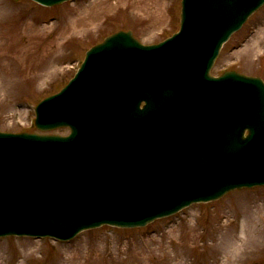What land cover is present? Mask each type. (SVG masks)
I'll return each instance as SVG.
<instances>
[{
	"label": "water",
	"instance_id": "obj_1",
	"mask_svg": "<svg viewBox=\"0 0 264 264\" xmlns=\"http://www.w3.org/2000/svg\"><path fill=\"white\" fill-rule=\"evenodd\" d=\"M263 5L182 0L180 32L165 42L119 32L92 48L75 80L37 107L39 129L71 136L0 133V237L141 227L264 185V83L209 75Z\"/></svg>",
	"mask_w": 264,
	"mask_h": 264
},
{
	"label": "rangeland",
	"instance_id": "obj_2",
	"mask_svg": "<svg viewBox=\"0 0 264 264\" xmlns=\"http://www.w3.org/2000/svg\"><path fill=\"white\" fill-rule=\"evenodd\" d=\"M140 1L72 0L50 8L32 0H0V131H30L34 107L60 91L74 77L77 62L107 36L132 31L142 44L154 45L179 30L181 0H159L163 19L153 16V5L149 16L136 10ZM98 4L104 11L93 27L61 34L72 19L87 17ZM229 70L264 80V6L224 45L211 75ZM47 134L68 135L69 130ZM262 217L264 187L244 188L144 228L103 226L69 242L0 238V264H264ZM246 228L253 234L243 238ZM174 240L184 244L186 258ZM173 255L177 260L169 261Z\"/></svg>",
	"mask_w": 264,
	"mask_h": 264
},
{
	"label": "bare ground",
	"instance_id": "obj_3",
	"mask_svg": "<svg viewBox=\"0 0 264 264\" xmlns=\"http://www.w3.org/2000/svg\"><path fill=\"white\" fill-rule=\"evenodd\" d=\"M117 3V2H116ZM150 5H153L154 6V9L156 11V15H155V12H154V17H157V19H163V12H162V6L161 5V2H159V0H141L140 3L138 4V6H136V10L138 11H141V12H144L145 15H150L152 12L150 11ZM93 10L90 11L88 13V16L86 17H82V18H74L72 19L70 22H69V26L68 28H66L65 30H63V32L61 33L62 35H65L67 33H69V35L73 33H75L76 31H79V30H82L84 28H88V26H92L95 24V21L97 20V18L99 17V15L104 11L102 9H99V4L98 5H95L94 8H92ZM150 11V12H148ZM152 15V14H151ZM262 219H264L262 217ZM231 225V224H229ZM227 233V232H226ZM244 233V237L243 238H247L248 234H253L251 232H249V230L246 228V230L244 229L243 231ZM222 239H224V242H226L227 240V234H222ZM156 241V240H155ZM243 242L245 243L246 240L243 239ZM174 243L176 244V247L177 249L182 253L183 255V258H186L187 257V254H185V252L183 253L181 251V248L184 246V244L182 242H176L174 240ZM197 246L194 244V246H191L190 248H196ZM185 250V249H184ZM239 250V249H238ZM231 256H234L231 254ZM178 257H175L174 255L173 256H169V261L171 260H177ZM177 263L176 264H179L178 261H176Z\"/></svg>",
	"mask_w": 264,
	"mask_h": 264
}]
</instances>
